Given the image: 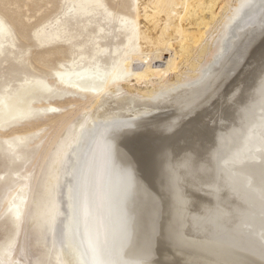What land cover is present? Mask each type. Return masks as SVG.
I'll list each match as a JSON object with an SVG mask.
<instances>
[{
	"label": "bare ground",
	"instance_id": "bare-ground-1",
	"mask_svg": "<svg viewBox=\"0 0 264 264\" xmlns=\"http://www.w3.org/2000/svg\"><path fill=\"white\" fill-rule=\"evenodd\" d=\"M148 1L166 17L163 33L177 26L171 21L186 2ZM144 2L135 0L138 43L131 54L139 55L141 71L133 70L129 58L122 72L116 65L103 82L94 78V86L91 77L59 76L72 88L114 95L91 115L98 122L96 135L90 128L78 134L75 219L67 243L87 264H264V52L226 94L221 92L226 80L217 84L223 60L197 86L168 93L153 105L117 97L109 88L148 78L152 70L146 60L165 45L162 34L140 26ZM263 10L264 0H253L247 22ZM8 105L0 120L26 111ZM158 109L173 110L147 116ZM22 200L23 194L14 202L17 211Z\"/></svg>",
	"mask_w": 264,
	"mask_h": 264
},
{
	"label": "rangeland",
	"instance_id": "rangeland-1",
	"mask_svg": "<svg viewBox=\"0 0 264 264\" xmlns=\"http://www.w3.org/2000/svg\"><path fill=\"white\" fill-rule=\"evenodd\" d=\"M144 1L140 26L162 34L165 45L146 60L148 78L109 88L117 97L153 105L168 93L197 86L223 60L217 84L226 80V94L264 52V10L253 22L246 19L253 0H183V13L171 21L177 26L164 33L166 17ZM135 13V0H0V110L10 103V110L26 107L24 114L0 120V254L6 256L0 264H87L67 243L75 219V151L82 130L99 129L91 115L114 95L72 88L59 76L91 77L94 86V78L103 82L116 65L122 72L129 58L133 70L141 71L139 55H131L138 43ZM161 110L147 116L171 115L173 109Z\"/></svg>",
	"mask_w": 264,
	"mask_h": 264
},
{
	"label": "water",
	"instance_id": "water-1",
	"mask_svg": "<svg viewBox=\"0 0 264 264\" xmlns=\"http://www.w3.org/2000/svg\"><path fill=\"white\" fill-rule=\"evenodd\" d=\"M131 198V197H130ZM133 205V203H131Z\"/></svg>",
	"mask_w": 264,
	"mask_h": 264
}]
</instances>
